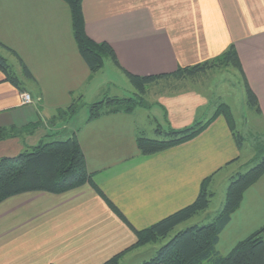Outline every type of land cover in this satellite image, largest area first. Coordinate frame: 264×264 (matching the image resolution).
I'll list each match as a JSON object with an SVG mask.
<instances>
[{"label":"crops","instance_id":"0c3cea01","mask_svg":"<svg viewBox=\"0 0 264 264\" xmlns=\"http://www.w3.org/2000/svg\"><path fill=\"white\" fill-rule=\"evenodd\" d=\"M83 13L87 34L110 43L120 64L138 75L211 60L235 44L264 121V0H83ZM1 48L14 57L15 62L0 50L33 103L22 102L23 91L0 69V127L17 131L0 139V158L76 135L93 183L130 224L91 183L63 193H20L0 213L2 219L17 212L15 222L8 219L0 230V264H102L137 241L132 226L146 228L190 204L207 177L215 193L220 179L230 180L242 161L223 115L193 139L165 150L145 155L137 144L148 129L160 134L158 128L207 121L227 103L226 79L205 85L216 69L196 78L161 79L144 94L111 58L93 74L79 52L64 0H0ZM23 64L32 76L25 75ZM107 95L140 103L132 111L89 120L90 104ZM73 102L75 113L58 115ZM85 108L89 114L79 118ZM263 224L264 173L245 190L217 250L226 255ZM15 232L10 242L3 241Z\"/></svg>","mask_w":264,"mask_h":264},{"label":"trees","instance_id":"16d2710c","mask_svg":"<svg viewBox=\"0 0 264 264\" xmlns=\"http://www.w3.org/2000/svg\"><path fill=\"white\" fill-rule=\"evenodd\" d=\"M70 7L73 33L82 57L87 62L91 73H96L105 65L107 58L124 71L138 94H144L147 86L161 79L196 78L213 68L233 66L239 70L244 79L248 103L260 112L261 108L257 95L250 87L245 76L241 59L235 44L217 57L198 64L179 66L169 73L138 75L126 70L117 59L114 48L107 41H96L86 32L83 13V0H64ZM0 69L7 78L20 90L24 91L18 76L15 74L6 57L0 53ZM25 75L32 76L25 64ZM140 100L136 97L105 96L103 99L90 104L89 120L104 114L119 111H132ZM77 104L73 102L66 110H60L58 115L75 113ZM223 115L235 137L237 145L242 148V135L235 129V118L228 103L220 104L207 121H195L184 128H158L157 132L165 134L164 139L138 135L137 144L142 154H153L172 146L178 145L199 135L214 119ZM17 131L0 127V139L16 135ZM260 160L245 172L233 175L228 184L225 201L215 218L203 225L195 223L177 232L168 242L161 245L154 256L138 264H264V224L240 240L229 253L221 254L217 250L220 234L230 221L232 213L241 204L245 190L256 182L264 173V145L256 143ZM211 177L203 180L200 192L190 204L156 221L152 225L136 229L137 241L124 250L116 253L102 264H119L120 259L128 251L156 243L165 238L177 225L208 209L214 192L208 188ZM91 183L106 200L108 205L121 219L128 221L119 208L110 201L93 183L91 173L87 168L85 154L76 135L67 139H56L42 142L19 154L0 158V203L5 199L27 191H46L63 193L68 190ZM54 264V263H52Z\"/></svg>","mask_w":264,"mask_h":264},{"label":"rangeland","instance_id":"374dc122","mask_svg":"<svg viewBox=\"0 0 264 264\" xmlns=\"http://www.w3.org/2000/svg\"><path fill=\"white\" fill-rule=\"evenodd\" d=\"M0 50L8 57L11 56L10 59L15 62L14 57L8 52V50H6L5 48H1ZM213 70L215 71H212L205 83L206 88L208 89L211 85L213 86L214 83L221 84V80L226 79V82H228V86H230L231 89L229 91V94L222 99L223 101L231 105L235 118V129L242 135L243 145L241 154L243 158L241 163H239V165H237V167L235 168L236 170L234 172V175H236L239 172L247 171L248 169H250V167L254 166L260 160V157H256V143L259 142L260 145H264V121L258 115L256 109L248 103V96L246 93L244 79L239 70L233 66L219 68L217 67L213 68ZM122 83V81H119V84ZM156 89L158 88H155V90ZM130 93L131 92L126 91L125 96H133V94ZM152 108L154 107L152 106ZM85 114H89L87 108L81 110L78 117H86ZM146 135L151 138H165V134H157L156 131H153L151 129H148L146 131ZM229 183L230 180H227V178H221L220 183L217 186L213 197L211 198L210 206L206 211L199 213L198 215L185 222L180 223L165 238L159 240L158 242L146 244L144 247L133 251L125 259H123L120 264H138L145 259H149L155 255L156 250L161 245L168 242L180 230L185 229L186 227L191 226L195 223H198V225H203L211 222L224 204ZM15 196L16 195H13L0 203V213L7 208V204L9 202H13L15 200V198H13ZM8 219H10L11 224H13L17 219V212L0 219V230H4V226L9 223ZM17 233L19 232H15L11 235H5L3 241L10 242L9 238L13 237V235H16Z\"/></svg>","mask_w":264,"mask_h":264},{"label":"built area","instance_id":"2783aa9c","mask_svg":"<svg viewBox=\"0 0 264 264\" xmlns=\"http://www.w3.org/2000/svg\"><path fill=\"white\" fill-rule=\"evenodd\" d=\"M21 96H22V102L24 104H31V103H33V99H32L31 94L29 92L23 91Z\"/></svg>","mask_w":264,"mask_h":264}]
</instances>
